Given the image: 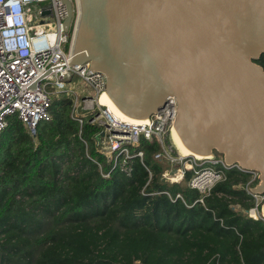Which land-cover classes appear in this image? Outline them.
Returning <instances> with one entry per match:
<instances>
[{"label":"trees","instance_id":"1","mask_svg":"<svg viewBox=\"0 0 264 264\" xmlns=\"http://www.w3.org/2000/svg\"><path fill=\"white\" fill-rule=\"evenodd\" d=\"M254 63L264 71V53ZM49 111L34 138L16 116L0 134V264H264L249 172L227 170L201 204L191 171L162 178L157 143L141 139L130 154L142 159L121 171L98 153V128L71 118L69 98Z\"/></svg>","mask_w":264,"mask_h":264},{"label":"water","instance_id":"2","mask_svg":"<svg viewBox=\"0 0 264 264\" xmlns=\"http://www.w3.org/2000/svg\"><path fill=\"white\" fill-rule=\"evenodd\" d=\"M62 2L71 64L105 75L123 117L145 124L175 98L171 129L188 154L259 173L252 191L264 193V0H79L75 17Z\"/></svg>","mask_w":264,"mask_h":264},{"label":"built area","instance_id":"3","mask_svg":"<svg viewBox=\"0 0 264 264\" xmlns=\"http://www.w3.org/2000/svg\"><path fill=\"white\" fill-rule=\"evenodd\" d=\"M33 3L47 5L32 9ZM45 11L49 14L43 15ZM66 15L62 0H0V134L8 126V119L16 116L34 138L37 125L51 118L52 95L60 94L71 100V118L80 128L84 121L98 128L96 136L103 132L98 140L95 137L97 151L113 168L123 171L127 159H142L141 152L130 154L141 139L155 142L160 151L154 159L169 166L162 178L176 183L183 178L184 171H191L187 186L200 195L197 201L203 204L212 189L226 179V171L239 168L227 165L220 155L197 160L176 152L171 140L176 115L173 97H168L161 109L147 117L145 124L115 119L100 102L106 92L105 75L91 69L89 63L71 64L75 23L66 34L63 29ZM74 78L81 82L83 91L75 88L80 84L73 86ZM249 173L246 191L254 200V207L246 215L262 219L264 193L252 191L255 187L252 184L259 183L260 175Z\"/></svg>","mask_w":264,"mask_h":264},{"label":"bare ground","instance_id":"4","mask_svg":"<svg viewBox=\"0 0 264 264\" xmlns=\"http://www.w3.org/2000/svg\"><path fill=\"white\" fill-rule=\"evenodd\" d=\"M77 6H78V10H79V0H77ZM101 104L105 105L108 108V111L110 112V114L117 120L120 121H126L128 123H134L132 121L127 120L125 117H123L111 104L110 102L107 100V98L105 97V95H102L101 99H100ZM171 140L172 143H174L173 146H175L176 151L183 157H193L197 160H202V159H206L204 157H199L193 154H188V152L180 145V143L178 142L176 136L174 135L173 131L171 130ZM209 158V157H208Z\"/></svg>","mask_w":264,"mask_h":264},{"label":"rangeland","instance_id":"5","mask_svg":"<svg viewBox=\"0 0 264 264\" xmlns=\"http://www.w3.org/2000/svg\"><path fill=\"white\" fill-rule=\"evenodd\" d=\"M71 2H72V6H73V9H74V14L76 13V5H75V3L77 2V0H71ZM47 5V3H42V4H36V3H33V4H31L30 5V7L33 9V8H40V7H43V6H46ZM76 15V14H75ZM81 82L80 81H78L76 78H74L73 79V81H72V84H73V86H75V85H77V84H80ZM75 88L77 89V90H81V91H83L84 90V87L80 84V85H78V86H75ZM84 96V93H82L81 94V97H83ZM57 97H61V95L60 94H58V95H52V99L53 98H57ZM173 145H174V143H173ZM175 147V146H174ZM177 152V151H176Z\"/></svg>","mask_w":264,"mask_h":264}]
</instances>
